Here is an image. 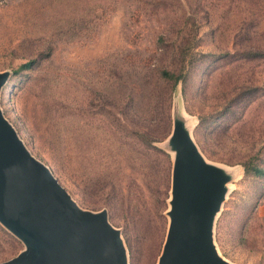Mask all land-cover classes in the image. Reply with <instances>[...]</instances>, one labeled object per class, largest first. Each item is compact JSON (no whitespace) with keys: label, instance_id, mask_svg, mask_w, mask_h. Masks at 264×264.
<instances>
[{"label":"rangeland","instance_id":"rangeland-1","mask_svg":"<svg viewBox=\"0 0 264 264\" xmlns=\"http://www.w3.org/2000/svg\"><path fill=\"white\" fill-rule=\"evenodd\" d=\"M0 72L1 115L80 209L105 210L125 264H157L183 143L216 184L214 252L264 264V0H0ZM23 249L0 224V262Z\"/></svg>","mask_w":264,"mask_h":264},{"label":"water","instance_id":"water-1","mask_svg":"<svg viewBox=\"0 0 264 264\" xmlns=\"http://www.w3.org/2000/svg\"><path fill=\"white\" fill-rule=\"evenodd\" d=\"M0 72V87L6 80ZM215 181L195 148L180 145L171 173L169 223L157 264H229L213 250ZM0 224L24 249L0 264H125L105 210L80 209L24 148L0 113Z\"/></svg>","mask_w":264,"mask_h":264},{"label":"trees","instance_id":"trees-1","mask_svg":"<svg viewBox=\"0 0 264 264\" xmlns=\"http://www.w3.org/2000/svg\"><path fill=\"white\" fill-rule=\"evenodd\" d=\"M33 62H34V60H28V61L18 65L12 72L13 73H17V72H20L22 70H25ZM159 74H160V76L162 78H165L166 80L171 81L172 87H174L176 85V83L178 82V80L180 79V76L178 74H175L174 72H171V71H168V70H164V69H162L159 72ZM86 119H87V123L84 124L85 126H89V123H90V125H92L93 124L92 122H94V121H97L99 123V121L96 120L95 118L91 119L92 122L90 120H88V118H86ZM132 133H133V135H135V137H138V141L141 144L143 149H147V150L151 149V150H154V152H156V153L163 154V152L159 148H157L155 146H151V145L148 146L147 145V143H149L147 141L148 140L147 139L148 134L145 131H139V130L138 131L137 130H132V132L129 131V135L132 134ZM129 135H127L126 137L128 138ZM147 150H145V151H147ZM249 170H251L255 175H257V174L263 175L264 174V171L259 169V168H257V167L251 166L249 168Z\"/></svg>","mask_w":264,"mask_h":264}]
</instances>
